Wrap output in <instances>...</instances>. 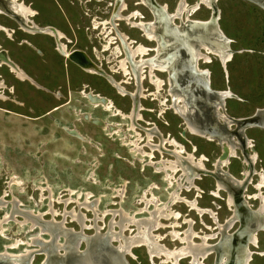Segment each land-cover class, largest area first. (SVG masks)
Here are the masks:
<instances>
[{
    "label": "rangeland",
    "instance_id": "rangeland-1",
    "mask_svg": "<svg viewBox=\"0 0 264 264\" xmlns=\"http://www.w3.org/2000/svg\"><path fill=\"white\" fill-rule=\"evenodd\" d=\"M22 1L36 10L34 15L28 17L29 21L38 26H56L65 34L66 39L72 40L69 42L70 48L84 50L87 56L100 64L106 72H109L111 66L117 64L119 57H111L110 62H107L106 58L110 50L101 53L102 57L99 60H95L90 54L92 48L90 46L93 45L99 50L103 41L101 36L97 35L99 28L98 32L94 33L95 30H92L89 21L109 20L114 0ZM137 1L124 0L125 8L122 15L137 11L139 15L141 14L142 20L153 21L150 10L138 5ZM206 1L210 0L201 1L197 10L191 11V8L198 5L195 3L196 0H185L188 6L192 5L189 7L188 18L208 20L212 10L206 7L208 6ZM155 2L166 5L167 12L173 13L178 0H155ZM212 5L218 11L215 23L222 35L230 40L227 47L232 51V55L231 59L222 66L217 57L208 54L210 61L198 60L197 66L207 69V82L211 89L228 90L233 94L232 97L224 99L225 111L229 116L251 115L256 109L264 107V9L251 0H213ZM184 18V14L180 15V18L173 19V24L179 25ZM114 23L120 33L133 40L131 45L136 46L141 43L148 47L156 46L155 41H147L139 30L126 21L114 20ZM0 25L6 27V31L0 30V48L4 49L6 56L34 82L31 83L27 79L20 80L6 64L0 65V81L3 83L0 87V190L5 185L4 180L7 181L14 177V181H19L20 186L11 185V194L21 202L20 208L44 211L49 198V208L56 210H53L56 215L51 214L52 217L59 221L64 211L69 214L76 213L77 216L74 217L76 222L69 221L70 217L66 216L62 224L74 232H80L82 215H86L87 225L92 223L90 220L97 217L95 222L98 226H103V224H109L112 218L110 214H107L104 219L102 218L103 221L101 220V211L105 209L121 208L127 213H133L142 206L143 203L139 202L141 194L149 185L153 186L150 189L153 196L161 202L167 201L169 194L175 188V183L168 187L164 175L154 172L153 167L144 160L147 159L146 157H140L134 151L130 152V140L138 137L139 146L145 143V129L153 132L152 143L158 144V135L165 139H174L185 152H192L196 158L203 156L204 167L210 172L214 171L213 164L221 151L220 145L216 143L218 139L211 137L212 139L208 140L205 136L190 134L186 130L182 131L186 126L182 117L175 113L172 107H169L172 102L171 97L167 95L169 78L167 71H153L163 84L158 97L152 99L154 96L149 93L154 91V86L149 80L147 68H143L140 86L144 97L138 99L140 119L134 121L135 127L131 129L128 118L112 115L111 110H104L100 105L93 106L81 94V90H91L107 97L114 107L124 113L130 110L132 104L128 94L119 95L116 89L101 76L87 73L63 55L57 54L54 51L53 39L49 36L30 31L24 32L17 21L1 13ZM156 25L157 35H159L160 27ZM174 28L176 29V26L172 30ZM114 32L112 31V37L115 36ZM60 41L65 42L64 39ZM167 49L168 51L162 49V54L163 52L172 53L170 46ZM152 55L154 51H149L144 57ZM161 56L167 60L171 55ZM173 56L176 59L178 57L181 60L184 59L180 55L174 54ZM176 59L174 62L177 61ZM169 65L171 68L169 70L172 72V63ZM130 68L128 64V69L131 70ZM112 75L116 80H127L128 83H122V85L126 91L134 92L136 82L132 72L128 75L131 77L129 79L124 77L118 69L117 73ZM171 79L173 83L178 80L174 77ZM189 90L193 96L189 104L194 110H198L200 103H197L193 87L189 86ZM164 99L167 100L163 101ZM160 100L164 102V105L159 104ZM202 101L203 105L210 103L209 98ZM191 115H194V112ZM102 123L106 125L103 126ZM260 124L240 130L237 128L238 132H232L235 128L233 124L230 125V132H223L217 124L214 125L219 137L226 135V138H230L235 145V156L230 157L227 165L217 172H224L237 179L243 177L242 170L246 169L249 172V179L243 190L235 191L237 199L240 203L244 201L247 207L244 209L240 206L247 216L250 214L252 216L253 213L250 211L256 210L259 206L258 200L247 198L248 194L257 192L253 188L258 178L256 173L261 171L264 176V124ZM71 129L78 132L82 138L68 133ZM245 138L251 140L252 147H245ZM171 144L174 143L171 142ZM163 146L166 150L173 148L167 143ZM193 148L194 151H192ZM142 149L149 151L146 146H142ZM251 150L257 153V159L249 166L244 160ZM162 155L164 158L173 159L167 151H163ZM159 158L160 153L153 151V160L156 161ZM179 173L180 171L174 177L176 178ZM219 173L215 175L218 176ZM193 182L195 186L188 191L180 190V195L187 199H196V203L201 207H209L217 221L223 223L226 216L231 213L226 205V191L219 190L217 197L211 195L215 178L209 173L200 175ZM47 186L49 197L44 199L42 189L38 187H43L42 191L46 196ZM122 186L124 189L122 196H115L117 189ZM69 189L76 191L77 195L70 196L67 192ZM85 192H90V199L86 200V195L89 193L85 194ZM260 193L264 195V184L259 189ZM78 195H81V199H78ZM11 197L9 194L8 200H11ZM147 197H150V193H147ZM69 199L72 201L66 204L65 201ZM94 199L98 201L92 202ZM84 201H89L90 205H85ZM87 207L89 210L86 209ZM9 209L10 205H8ZM3 210L5 211V208L0 210V216ZM171 210L180 214L177 219L179 226L175 228L176 230L182 231L187 227V224L182 222L183 218H186L191 220L192 229L195 232L210 234L217 231L213 219L206 213L199 215L179 202L171 205ZM48 213L44 216L47 220L50 219ZM136 216L143 218L147 216V213L142 212ZM115 221H119L117 217ZM169 221L171 219H161V222L166 225ZM28 222L33 224V228L37 225L31 220ZM19 225L12 221L3 224L5 235L0 236V253L5 252L3 245L11 242L12 239H16L12 241L13 243L11 242V246L16 249L11 252H21L27 246H19L22 244L19 241H26L30 236L37 235V230L29 231L28 225ZM46 225L43 223V228H50ZM106 225L100 232L106 230ZM236 226L235 222L226 232H230ZM114 228L117 230L116 226ZM128 228L134 227L129 225ZM170 229L160 227L155 233L163 235ZM84 233L91 235L93 230H84ZM124 236L128 237L129 231L125 230ZM41 237L46 238L47 236L42 235ZM257 238V248L248 245L251 250L257 251L264 248V232L257 231ZM59 240L63 242V238ZM194 241L198 239L194 238ZM207 241L214 243L218 242V239L212 238ZM161 242L167 247L178 245L176 241H171L169 236L163 238ZM34 246H36L35 243ZM83 248L84 243H81L78 249ZM144 250L143 247L133 248L132 256H124L127 264H151ZM215 255V252L209 254L201 264H214ZM43 258L42 254H35L31 264H39ZM249 262L250 264H264V256L252 254ZM177 264H188V261L181 259Z\"/></svg>",
    "mask_w": 264,
    "mask_h": 264
},
{
    "label": "flooded vegetation",
    "instance_id": "flooded-vegetation-1",
    "mask_svg": "<svg viewBox=\"0 0 264 264\" xmlns=\"http://www.w3.org/2000/svg\"><path fill=\"white\" fill-rule=\"evenodd\" d=\"M201 1L203 0H196L195 3L198 4L196 8H198L199 4H201ZM212 2L213 0L206 1L208 4L206 7H209L210 10H212L210 14L212 18L209 20H198L188 18V15H190L189 7L192 5L188 6L185 0H178L173 13H168L166 5L157 4L155 0H138L137 4L148 8L153 15V21H145L142 20L143 18L141 14L139 15L137 11H133L127 15H122V11L125 8L124 0H114L113 5L111 6V15L109 20L97 21L96 19H93L89 21L90 27L92 30H95L94 33H97V29L99 28L97 35L99 34L101 36V40L103 41L101 45L102 47L99 50H97L93 45L90 46L92 47L90 54L93 55L94 59H101V53L108 50H110V52L108 54L109 56L106 58L107 62H110L111 57L120 58L117 60V64L111 66L109 72H106L102 69L100 64L91 60L84 50L70 48L71 45L69 42H72V40L66 39L65 34L56 28V26H38L34 22L29 21L28 17L36 13V10L31 8L29 4H25L22 0H0V13L17 21L24 32L30 31L31 33L36 32L49 36L53 39L54 51L57 54L63 55L70 62H74L76 66L81 68L83 71L101 76L116 89L119 95L123 96L128 94L132 101L130 110L127 113H124L114 107L111 100L107 97L91 90H81V94L93 106L100 105L104 110H111L112 115L128 118L130 120V127L133 129L135 127L134 121L140 119V104L138 103V99L144 97L140 86V82L143 78L141 75L144 71L143 68H147L149 80L154 86V91L149 93L154 96L152 99H156L158 97L163 84L162 81L156 77L153 71H167L169 75L167 82V95L171 97L172 102L169 107H172L173 111L182 117L184 124L186 125L183 130H186L190 134L205 136L208 140H211L214 137V139L216 138L219 140V142L216 140V143L219 144L220 147L225 145L228 149L227 156L222 159L218 158L221 153L220 151L213 164L214 171L210 172L203 165V156L196 158L192 152H185L183 147L174 139H165L160 135H158V144H154L151 142L153 132L145 129L146 141L142 146L148 147L149 151H144L142 146L138 145V140L140 139L137 137L129 141V144L131 145L130 152L134 151L140 157H146L147 159L144 160H146L148 165L153 167L154 172L162 173L164 175V180L166 181L168 187H170L172 183H175L174 190L169 194L167 201L161 202L150 192V189L153 186L149 185L142 191L139 201L140 204L143 203L142 206L138 207L133 213H127L121 208L105 209L101 211L100 218L104 219L107 214H110L112 218L109 224H103V226L97 225V222H95L97 217H94V220H90L92 223L87 225L86 221L88 220L85 215L84 218L86 221L84 223V228L81 227L80 232H74L72 229H69L62 224V221H64L62 214V219L57 221L55 217H52L51 213H48L50 209V200L48 198L49 192L47 190L48 186L46 188V196L42 191L44 190L43 187H38V189H42L41 193L43 198H48L46 210L31 211L30 209L20 208V206H22L21 202H19V200L11 194V185L20 186V182L16 180L14 181V177H11L7 181L4 180L5 189L3 187V189L0 190V210L5 208V211L3 210V214L0 216V236L5 235L3 233V224L10 221L18 225L19 222L23 223V225H28V230H37V235L30 236L26 241L20 240L19 242L22 244L19 246H27L31 248L26 247L18 253L11 252L16 249L11 246L16 239H12V243L8 242L6 245H3L5 252L2 251L0 253V264H31L32 257L35 254H42L44 256L43 260L39 264H127L124 256H132V249L141 247L145 249V254L151 264H177L181 259H187L188 264H201L202 261L206 259L209 254L215 252L216 249H218V251H216L218 258H214V264H250L249 261L251 260L252 254L264 256V248L255 251L248 247V245H250L253 248H257V231L264 232V215L262 214L264 213V195L261 193L259 194V189L256 187L261 176H263L262 172L258 171L256 173L258 178L253 188L257 192L247 195V198L258 200V208L250 211V213H253L252 217L254 216V213L258 215V218L256 217L254 220H249V215L247 216L242 212L240 206L244 209L247 207L244 205V201L241 200L242 202L240 203L239 199L236 197L237 194H235L237 189L243 190L244 185L249 179V172L246 169L242 170L241 174L243 177L241 179L224 174V172H217L218 170L221 171L220 168L227 165L230 157H233L232 154H230V150H234L235 154V145L230 138H226V135H223V137L218 136L216 127H214V125H216L215 120L217 119L227 127L229 126L230 121L234 119H238L237 121L250 120L246 118L250 115L243 117L229 116L225 111L224 99L226 97H232L233 94L228 90L211 89L209 87V83L207 82V69H202L197 66L198 60H202V62L210 61V56L208 54L217 57L222 66L231 59L232 55V51L227 47V43L230 40L227 37L222 36V33L215 24V20L218 18V11L215 7H213ZM261 8L264 9L263 7ZM25 9H28V14H26ZM182 14L185 15V18L181 20L180 24H173V19L180 18V15ZM15 16L19 17L20 21L16 20ZM114 20L126 21L132 27L139 30L141 35L147 41H155L156 46L148 47L142 45L141 43H138L136 46L131 45L133 40L116 29ZM156 24L160 27L159 31L161 33L159 35H157ZM174 26H176V29L174 28V30H172ZM0 30L6 31V27L0 25ZM112 31H115L114 37L111 36ZM60 39H64L65 42H61ZM169 46L171 47V50H173L172 53L163 52L162 54L161 50L164 49L168 51L167 48ZM149 51H154V55L144 57V55H148ZM174 54L180 55V57L184 59L181 60L179 57L176 59V57L173 56ZM161 55L171 56L166 60L164 56ZM2 57H6V54L5 50L0 48V65L3 63L6 64L17 78H19L17 76L19 71L24 74L23 79H27L31 83H34L15 63L11 61L12 63L9 64L6 59ZM175 59L177 60L176 62H174ZM170 60L171 62H169ZM171 63L173 69L172 72L169 70L171 69L169 65ZM128 64L130 65L131 70L128 69ZM123 66L125 71L121 68ZM14 69L16 70L14 71ZM117 69L122 72V75L127 77V79L131 78L128 75L132 72L136 82V89L134 92L126 91L125 87L122 85V83H128L127 80H116L113 77L112 74L117 73ZM173 73L174 76H172ZM188 75H190V77ZM173 77L178 79L175 83H173L171 79ZM19 79L22 80L21 78ZM2 84L3 83L0 81V87H2ZM189 86L190 88L193 87L197 103H200L198 110H194L191 104H189L191 103V98H193L191 91L189 90ZM207 86L209 88L205 89ZM173 90H175V92ZM212 91H215L216 98L209 99L208 102L210 103L208 105H203L202 100L209 98V92ZM166 100L167 99H164L163 101ZM158 102L160 105H164V102L161 100ZM212 105L214 106V109L211 107ZM161 110L162 108L160 109V112ZM193 112L194 115H191ZM191 116L200 119V123L203 125L204 130L199 128L198 124L195 120H193V118H191ZM254 120L256 121V125L260 124L257 123L259 121L256 117H253V121ZM102 125L105 126L106 124L102 123ZM171 142L174 144H171ZM165 143L169 146H173V148L171 150H166L163 146ZM244 143L245 147H252L250 139L245 138ZM153 151H158V153H160V158L156 161L153 160ZM163 151H167L171 154L173 159L164 158L162 155ZM192 151H194V148ZM256 159L257 153L254 150H251L247 153L244 161H246L250 166L255 163ZM171 162L175 164L176 170L173 173V176L170 169ZM178 171H180V173L175 178L174 176ZM208 173L213 175L215 178L214 189L212 190L211 195L217 197L219 190L226 191V205L231 213L226 216L223 223L217 221L214 213L209 207H201L196 203V199H187L180 195V190L188 191L193 188L195 186L193 180L198 178L200 175ZM216 173H219L218 176L215 175ZM168 176H171L172 179ZM123 190V186L117 189V194L115 196L121 197ZM86 193L90 194V192H85V194ZM147 193H150V197H147ZM9 194L12 196L11 200H8ZM95 201L98 200L94 199L92 202ZM85 202L86 201L83 203ZM177 202L184 204L190 211H194L199 215L205 213L208 214L213 219L214 224L216 225L215 230L217 231L210 234H200L195 232L192 229L191 220L186 218H183L182 222L186 223L187 227L182 231L176 230L175 228L179 226L177 219L180 217V214L172 211L171 205ZM85 204L90 205L89 201ZM8 205H10L9 210ZM51 209L56 211L53 208ZM142 212L147 213V216L138 218L136 214ZM46 213L50 215V219L48 220L44 218V216L47 215ZM103 213H106V215L103 216ZM39 215L43 216L39 218ZM58 215L60 214L58 213ZM74 215L75 214L68 213L67 216L70 217L69 221L76 222ZM129 216L133 217L135 222L130 225V227L134 228L126 229L129 231V236L127 237L124 236V231L121 227L128 222V220H130ZM116 217L119 220L118 222L115 221ZM161 219H171V221H169L166 225L161 222ZM28 220L33 221L34 224L37 223V225L31 229L33 224L28 222ZM235 222L237 223V226L230 232H226ZM252 222H254V225ZM43 223L49 225L50 228H43ZM240 223L243 224L242 230L235 232ZM105 225L106 230L104 232H100L101 229L105 228ZM114 226L117 227V230H115ZM160 227H168L171 229L163 235L155 233V231ZM89 229L93 230V234L85 235L86 233H84V230ZM172 232H176L178 237H173ZM42 235L47 237L43 238L41 237ZM166 236H169L171 241H176L178 245L173 247L165 246L161 240ZM206 237L207 240L216 238L219 239V241L209 243L205 239ZM60 238H63L62 243L59 240ZM194 238H197L198 241H194ZM112 242H115L116 244H111ZM30 243L33 245H28ZM34 243L36 246H34ZM81 243H84V248L78 249ZM219 249L221 250L220 253H218ZM174 251H177V254L172 255ZM28 252L30 254H28ZM168 256H171L169 260L167 259Z\"/></svg>",
    "mask_w": 264,
    "mask_h": 264
},
{
    "label": "water",
    "instance_id": "water-1",
    "mask_svg": "<svg viewBox=\"0 0 264 264\" xmlns=\"http://www.w3.org/2000/svg\"><path fill=\"white\" fill-rule=\"evenodd\" d=\"M252 1H254L256 4H258V5H260L261 7H263L264 8V0H252ZM15 18H16V20H18V21H20V19H19V17H17V16H15ZM210 18H212L211 16H210ZM209 18V19H210ZM208 19V20H209ZM216 24V23H215ZM217 25V24H216ZM218 27V26H217ZM219 29V28H218ZM220 31V30H219ZM221 32V31H220ZM223 36V35H222ZM183 51V50H182ZM183 53V52H182ZM184 54V53H183ZM2 58H4V59H6V61H7V63H9V64H11L12 62H11V60L10 59H8V57L6 56V57H2ZM208 97H209V99H214V98H216L215 97V91H212V92H209V95H208ZM211 107H213V109H214V106L212 105ZM190 116V115H189ZM253 117H256L257 119H258V121L259 122H257V123H262V124H264V107L263 108H258V109H256L250 116H248V117H246V118H248V119H250V120H247V121H237L238 119H234V120H232V121H230V124H229V126H227L226 127V125H224L222 122H220V121H218L217 119H216V124H217V126H219V128L220 129H222L223 130V132H226V131H228V132H230L231 131V129H229L230 128V125H234L235 126V128L232 130V132H238V131H236L237 130V128H239V130L240 129H242V128H244V127H248V126H251V125H254L255 124V120L253 121ZM191 118H193V120H195L196 121V123L198 124V126H199V128L201 129V130H204V128H203V125H201V123H200V119H198V118H196V117H193V116H191ZM252 120V121H251ZM184 131V130H183ZM68 133H70V134H75L76 135V132L74 131V130H68ZM227 153H228V149H227V147L225 146V145H223L222 147H221V153H220V155H219V157L218 158H220V159H222V158H225L226 156H227ZM247 215V214H246ZM250 216V215H249ZM258 218V215H256L255 213H254V216L252 217V216H250V217H248V218H250L249 220H254V218ZM253 223V225H254V222H252ZM242 228H243V224H239V226L237 227V229L235 230V232H238V231H240V230H242ZM218 241H219V239H218ZM213 250V249H212ZM216 251H218V249H216ZM216 251H215V253H216ZM221 252V250L219 249V252L218 253H220ZM215 257L216 258H218V254H216L215 255ZM217 264V263H216ZM225 264H229V263H225Z\"/></svg>",
    "mask_w": 264,
    "mask_h": 264
},
{
    "label": "bare ground",
    "instance_id": "bare-ground-1",
    "mask_svg": "<svg viewBox=\"0 0 264 264\" xmlns=\"http://www.w3.org/2000/svg\"><path fill=\"white\" fill-rule=\"evenodd\" d=\"M197 8L196 7H193V8H191L190 10L191 11H194V10H196ZM26 10V9H25ZM28 10V9H27ZM27 10L25 11L26 12V14H28L27 13ZM24 11V10H23ZM30 13V12H29ZM33 15V14H32ZM137 50H138V48H137ZM143 50V49H142ZM136 52V51H135ZM144 52H146V51H144ZM1 63V62H0ZM123 63V62H122ZM124 66H125V64H124ZM124 66L123 67H121V68H123V70L125 71V69H124ZM11 68V67H10ZM16 69H14V71H15ZM17 76L19 77V78H21V79H23V77H24V74L23 73H21V72H19L18 71V73H17ZM155 81V80H154ZM157 87V86H156ZM73 135V134H72ZM74 136H76L77 138H82V136L78 133V132H76V135L74 134ZM223 143V142H222ZM133 144V143H132ZM230 154H232V156H234L235 154H234V150H230ZM201 161V160H200ZM171 165V167H170V169H171V171H172V176H173V173L176 171L175 170V164L173 163V162H171L170 163ZM226 164V163H225ZM225 164H223V165H225ZM168 167H169V165H168ZM165 170V169H164ZM168 173V172H167ZM168 175V174H167ZM166 175V176H167ZM261 176V175H260ZM168 177H171V176H168ZM171 179H172V177H171ZM16 184H18V183H16ZM263 184H264V177L263 176H261V178H260V181H259V184L257 185V189H260L261 187H263ZM68 194L71 196H73V194H76L74 191H72V190H68ZM89 197H90V194H87L86 195V200H88L89 199ZM43 198V197H42ZM81 198V195H78V199H80ZM262 198V197H261ZM264 199V198H263ZM72 200L71 199H69L68 201H65L66 202V204H68V203H70ZM88 201H86L85 203H87ZM147 202V201H146ZM78 204H79V202H78ZM86 205V204H85ZM89 207H87L86 209L87 210H89L88 209ZM53 216H55L56 215V213L52 210V209H50V211H49ZM70 214H73V213H70ZM76 214V213H75ZM68 215V213L67 212H65L64 214H63V217L65 218L66 216ZM104 215H106V213H103V216ZM43 215H40L39 217L41 218ZM75 217L77 216V215H74ZM127 216V215H126ZM175 216V215H174ZM84 217V216H83ZM130 217V216H129ZM165 217V216H164ZM177 217V216H176ZM175 217V218H176ZM101 220H102V218H101ZM65 221V220H64ZM85 221H86V219L85 218H83L82 219V222L80 223V225H81V227H83L84 228V223H85ZM135 222V220L133 219V217H130V220H128V222H126L122 227H121V229L123 230V231H125L126 229H128V226L129 225H132L133 223ZM25 223V222H24ZM117 224V223H116ZM122 224V223H121ZM21 225H23V223H21ZM118 225V224H117ZM174 227V226H173ZM33 228V227H32ZM87 228V227H86ZM89 228V227H88ZM121 230V231H122ZM172 234H173V237H178V234L176 233V232H172ZM171 234V235H172ZM206 240H207V237L205 238ZM80 244V243H79ZM144 244V243H143ZM182 251V250H181ZM172 253V252H171ZM152 254V253H151ZM174 254H177V251L175 252H173L172 253V255H174ZM183 254V253H182ZM171 255V254H170ZM170 257L171 256H168V260L170 259ZM175 260H177V259H175Z\"/></svg>",
    "mask_w": 264,
    "mask_h": 264
}]
</instances>
